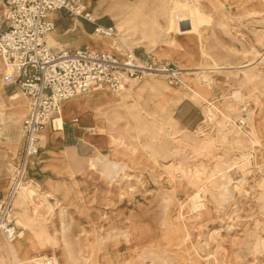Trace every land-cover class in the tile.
<instances>
[{
	"label": "rangeland",
	"instance_id": "374dc122",
	"mask_svg": "<svg viewBox=\"0 0 264 264\" xmlns=\"http://www.w3.org/2000/svg\"><path fill=\"white\" fill-rule=\"evenodd\" d=\"M81 2L102 25H114L112 7L126 5L118 31L132 37L91 34V48L106 43L120 56L134 51L166 59L184 74L178 84L149 76L122 94L92 92L67 102L103 95L124 100L127 111L106 113L102 151L88 147L95 150L88 160L69 162L59 139L53 152L40 142L26 172L39 197L15 198L19 235L12 243L0 237V264H33L29 257L41 252L58 264H89L97 232L108 234L98 264H264V0H141L137 8L131 0ZM64 18L72 32L84 20ZM84 38L82 47H89ZM185 99L188 108H199L197 122L188 125L174 115ZM85 117L88 132L94 122ZM21 152H14L10 177ZM200 190L205 207L193 211L191 198ZM122 221L136 241L127 250L115 246Z\"/></svg>",
	"mask_w": 264,
	"mask_h": 264
},
{
	"label": "built area",
	"instance_id": "2783aa9c",
	"mask_svg": "<svg viewBox=\"0 0 264 264\" xmlns=\"http://www.w3.org/2000/svg\"><path fill=\"white\" fill-rule=\"evenodd\" d=\"M0 7V58L8 67L3 82L15 85L30 101L22 125L23 153L12 169L6 197L0 198V236L12 241L19 234L12 214L17 189L25 182L28 161L39 153L38 134L53 124L63 101L103 90L118 92L148 73L167 74L171 84L180 80L170 61L140 57L134 51L120 56L88 46H51L46 37L56 30L54 15L58 13L83 18L98 35L117 36L114 25L99 24L79 0H0ZM38 264L58 263L43 258Z\"/></svg>",
	"mask_w": 264,
	"mask_h": 264
},
{
	"label": "crops",
	"instance_id": "0c3cea01",
	"mask_svg": "<svg viewBox=\"0 0 264 264\" xmlns=\"http://www.w3.org/2000/svg\"><path fill=\"white\" fill-rule=\"evenodd\" d=\"M79 1L83 5L81 0ZM102 1L103 2H101L102 3L101 6H105L106 4L108 5L110 3L109 2L110 0H102ZM131 1H132L131 3H133L134 7L136 8L138 4L141 2V0H134V2L133 0ZM106 11H109V9ZM0 14H1V7H0ZM105 15L109 16L108 13ZM117 15H121L120 12H118ZM95 16L96 14L94 15V17ZM102 17H104L103 14L97 15V18H102ZM54 18L56 20V30L53 33L47 35L46 37L48 43L51 46L54 47L59 42L61 48H70V49L81 48L86 43L85 42L86 40L84 38L85 36L87 39V44L89 45V48H91L90 47L91 42L89 43L88 38L92 36L91 34H94L91 33L94 28L93 24L85 20L78 21V23L75 22L74 30H76V32H72V29L69 28V23H67V19L64 18L63 13L55 14ZM110 18L113 20L115 27L119 30L115 19L111 15ZM118 21L121 23L125 21V19H123L121 15L118 18ZM120 32H119V37L123 41L126 38L128 39V37H132L129 36L128 33H124L123 35H121ZM120 47L121 46L118 44V48L122 49ZM110 49L111 50H107V51H112L113 48ZM93 50H105V49L99 47ZM162 60H166V59H162ZM6 68L7 67L5 65V62L2 59H0V198H5L9 190V186H10L9 166L13 165L14 152L19 153L20 149L22 148L21 156L23 153L24 137L22 134V125L30 108L29 99L26 98L23 94L21 95L15 85H7L3 82V76L5 75V73H7L6 71L8 70V68L7 70ZM101 99H108V98L104 96L102 97L101 95H97L96 97H90L85 101H77L72 104L65 103L63 105L64 111H63V122L61 129L55 130V128L52 127L53 131H51L48 127L54 126V124L48 125L40 134V142L42 143V145L46 147V149L49 152H53V150L55 149V148L47 147V142L45 141V139L41 137V135L45 133L47 139L50 142H54L56 139H59L60 142L59 144L62 150L65 149L67 159L69 160V162L72 160L73 156H76L79 159L87 157V160L90 159L92 156H94L95 150L91 153H88V151L86 150L88 147L94 148V144L90 141V136L88 132L85 130L88 124L87 118L84 117L85 111L81 108L78 109L77 107L79 104H82L84 102L88 103L90 107H93L94 104L98 103V101H101ZM187 101H188L187 99L183 100L176 107L174 113L175 118L182 125L184 124L188 125L197 122V118H198L197 116H199V108L195 104H190V108H188L187 106L188 104H186L188 103ZM23 116L25 117L23 118ZM55 117H54V122H55ZM76 118L78 119V121L74 122V119ZM67 122H74L75 124L74 126H72L73 128L66 129L65 125ZM81 132H83V134ZM40 152H41V148H40ZM39 155L37 157H39ZM28 166H30V163Z\"/></svg>",
	"mask_w": 264,
	"mask_h": 264
},
{
	"label": "bare ground",
	"instance_id": "6f19581e",
	"mask_svg": "<svg viewBox=\"0 0 264 264\" xmlns=\"http://www.w3.org/2000/svg\"><path fill=\"white\" fill-rule=\"evenodd\" d=\"M181 5H184V6H187L188 5L189 6V4H186V3L181 4ZM124 9H125V7L123 5L116 6V7H112V10H114V12H112L113 18L116 20L117 27L119 29L122 28L123 26H125V23H123V22H126V20L120 23L118 21V18L120 17V15H117V14H118V12H121L122 13ZM116 30H117V36H119L118 29L116 28ZM93 33L95 35H97V36H100V35L96 34L95 32H93ZM100 37H103V36H100ZM104 38H107V37H104ZM107 39H111V38H107ZM112 39H114V38H112ZM90 46L91 47H94V45H92V44ZM95 46L96 47H102L105 50H111L110 48H112L109 44H106V43H103L101 45H99V44L96 43ZM5 65H6V63H5ZM6 67H7V65H6ZM182 70H184V69H178L177 72L175 73V75L177 76V75H180V74H184L182 72ZM160 75L165 76L167 78L169 77L167 74H161V73H148L145 77L148 78L149 76H152L153 77V76H160ZM131 81L133 82V81H136V80L135 79H132V80L129 81V83ZM184 86L186 87L187 85H184ZM125 89H126V86L122 87V89L120 91H118V94H122ZM99 92H109V91L108 90H103V91H99ZM129 92H131V91H129ZM80 96H82V95H80ZM80 96H77V97H80ZM101 96L103 97V95H101ZM234 96H235V98L238 99V98H240V93L239 92H235L234 93ZM77 97H75V98H77ZM75 98H72V99H69V100H66V101H63L62 102L59 111L54 115V117H55L58 114L56 116L55 122L53 123L54 124L53 127L55 128V130H60L61 127H62L63 111H64L63 105L65 103H67V102H70V101L74 100ZM77 108L78 109L79 108L83 109L85 111V116L90 117L91 119H93L94 126L88 132H91L89 134L90 141L94 144V146H96V148L99 151H102L101 148H100L102 142L100 143V141L102 140L101 138L103 137V135L105 133L104 132V128L102 126V121L104 119H106V115H107L106 113L109 112L111 109L113 110L115 108H119V109H121L123 111H127L126 102H124V100H116V99H113V98L101 99V101H98V103H95L93 107H90L88 103H85L84 102L82 104H79ZM204 110H205V116L208 118V120L213 121V118L214 119L216 118L215 117L216 114L214 115V113H213L214 111H212V109L210 107H206V109H204ZM77 121H78L77 118L74 119V122H77ZM42 131L38 134L39 140H40V134L42 133ZM41 137L43 139H45V141L48 144V147H51V148H54L55 147L56 140L53 142V144H50L49 143V140L47 139V136L45 135V133L42 134ZM23 141H24V138H23ZM39 145H40V142H39ZM39 152H40V149H39ZM38 155H39V153H38ZM37 156H35V157H37ZM35 157L31 158L29 161H31ZM29 161L27 163V170H26V172L28 171ZM111 166H112L113 169L118 168V164L116 162H113ZM91 167L94 168V164L93 163H92V166ZM10 184H11V177H10ZM203 193L204 192L201 191V190L200 191H197L194 194L193 198H191L192 199V202H193L192 203L193 204V209H192L193 211H200L201 209H203L205 207V204L203 203V201H204V195H203ZM17 196H20L21 198H24V199H26L28 201H32L35 198H38L39 197V192L35 188H33V186L31 184L26 183V173H25V182L21 183V185L17 189V194H16L15 198ZM15 198H14V200H15ZM125 219L127 220V218H125ZM115 228L116 229H119L118 233H119L120 238H121L120 242L117 241V244L115 245V246H117V248H116L117 250L120 248L121 244H122V246L126 250L135 247L134 244L136 243V241L134 240V237H131V234H129L130 232L128 231V226L126 224H124V221H122L119 224H116L115 225ZM0 237L5 238L4 236H0ZM17 238H18V236L14 240H12V241L7 240L6 238L5 239L8 242L12 243L15 240H17ZM107 239H108V234H107V236H106V234H102L100 232H97V233H94L93 234L92 239H91V241L89 242V245H88V259H89V264H98V260H100V258H101L100 257V254H99L100 251H101V249H102L101 246H102V244H104V240H107ZM1 251H2V245L0 243V252ZM64 252H66V251H64ZM39 255H41L43 257H40L39 259H36V260H34V258H31L30 259V257H29V259H28L27 262H32L33 264H38V262L41 259H43V258H49V257H47L48 255L46 254V252H41ZM64 255H65V253H64ZM66 256L67 255H65V258H66ZM12 258H13V260L16 263L19 261V257L14 252L12 254ZM50 258L53 259L56 263H58V261H56L55 257H50Z\"/></svg>",
	"mask_w": 264,
	"mask_h": 264
},
{
	"label": "water",
	"instance_id": "95a60500",
	"mask_svg": "<svg viewBox=\"0 0 264 264\" xmlns=\"http://www.w3.org/2000/svg\"><path fill=\"white\" fill-rule=\"evenodd\" d=\"M181 29L184 30V26H181Z\"/></svg>",
	"mask_w": 264,
	"mask_h": 264
}]
</instances>
